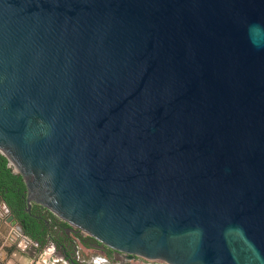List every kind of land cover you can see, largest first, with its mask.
Instances as JSON below:
<instances>
[{"label": "water", "instance_id": "obj_1", "mask_svg": "<svg viewBox=\"0 0 264 264\" xmlns=\"http://www.w3.org/2000/svg\"><path fill=\"white\" fill-rule=\"evenodd\" d=\"M0 154L93 248L264 264V0H0Z\"/></svg>", "mask_w": 264, "mask_h": 264}, {"label": "trees", "instance_id": "obj_2", "mask_svg": "<svg viewBox=\"0 0 264 264\" xmlns=\"http://www.w3.org/2000/svg\"><path fill=\"white\" fill-rule=\"evenodd\" d=\"M25 198L26 192L22 177L8 167L6 158L0 154V200L9 208L24 235L36 242L39 247H43L47 244L49 231L45 222L37 218L35 206L27 210ZM74 238L89 247V244L84 242V237L74 235Z\"/></svg>", "mask_w": 264, "mask_h": 264}, {"label": "built area", "instance_id": "obj_3", "mask_svg": "<svg viewBox=\"0 0 264 264\" xmlns=\"http://www.w3.org/2000/svg\"><path fill=\"white\" fill-rule=\"evenodd\" d=\"M8 167L16 173L15 167L10 162H8ZM9 215L10 213L7 211L4 204L0 202V228H8L6 237L4 238L5 242L8 243L9 247L15 248L20 252H26L34 242L24 235L18 225H11L7 221ZM75 242L76 249L70 258L50 254L48 251H42L31 264H85V260L82 259L81 253L83 252V247L86 248L87 246H84L77 238H75ZM93 250L95 253L90 256L88 264H167L161 260H149L139 256L128 258L124 253L116 252L112 260L99 250L95 248H93Z\"/></svg>", "mask_w": 264, "mask_h": 264}, {"label": "flooded vegetation", "instance_id": "obj_4", "mask_svg": "<svg viewBox=\"0 0 264 264\" xmlns=\"http://www.w3.org/2000/svg\"><path fill=\"white\" fill-rule=\"evenodd\" d=\"M32 206L36 207L37 212V218L42 219L45 222V225L47 227V230L49 231V234L47 236V243L54 244L55 246H59L63 248L64 250V256L65 257H71L76 249V242L75 239H71L70 237L81 236L84 237V242L89 244V246L97 245L96 241L88 236H84L82 233L78 232L76 234L67 232L68 226L54 217L51 213H49L47 210L43 209L42 207L33 204ZM19 225V224H18ZM20 226V225H19ZM67 247V251L65 248ZM93 248V247H92ZM96 249V248H95ZM105 254L110 259H114L115 252L109 248H103V249H96Z\"/></svg>", "mask_w": 264, "mask_h": 264}, {"label": "rangeland", "instance_id": "obj_5", "mask_svg": "<svg viewBox=\"0 0 264 264\" xmlns=\"http://www.w3.org/2000/svg\"><path fill=\"white\" fill-rule=\"evenodd\" d=\"M7 231H8V228L6 227L0 228V250L1 251L2 249L5 251L8 248H12V247H9L8 243H6L4 239L6 237ZM84 236H87V235H84ZM70 238L73 240L75 239L74 237H70ZM13 253H15L14 254L15 256L14 257L11 256V257L14 259H12V261L9 264H27V261H29L30 256L34 257L35 255H37V251H34V249H30L27 252H23L24 254H22V253H19V251L14 248L8 252L7 258ZM94 253L95 251L93 250L92 247L90 246L86 248L83 247V252L81 253V257L82 259L85 260V264H88L90 256L93 255ZM0 264H8V263H6V259H5V260H0Z\"/></svg>", "mask_w": 264, "mask_h": 264}, {"label": "crops", "instance_id": "obj_6", "mask_svg": "<svg viewBox=\"0 0 264 264\" xmlns=\"http://www.w3.org/2000/svg\"><path fill=\"white\" fill-rule=\"evenodd\" d=\"M2 202V201H1ZM65 248V247H64ZM14 248H8L6 249L5 251L2 249V251L0 250V260H5L6 259V263H10L12 261V257H14L15 253H13L12 255H10L8 258V252L10 250H12ZM34 249V251H37V255H35L34 257L30 256V259L29 261H27V264H31V262L42 252V251H48L50 254H54V255H58V256H62V257H65L64 256V250L63 248L59 247V246H55L54 244H51V243H47L45 244L43 247H39V245L34 242L33 245L28 249ZM26 250V252L28 251ZM65 250L67 251V247L65 248ZM19 253H22L24 254L23 252H20ZM12 256V257H11ZM69 258V257H67Z\"/></svg>", "mask_w": 264, "mask_h": 264}]
</instances>
